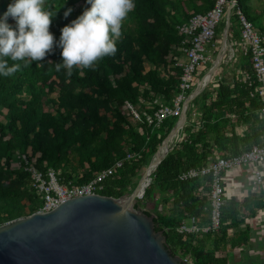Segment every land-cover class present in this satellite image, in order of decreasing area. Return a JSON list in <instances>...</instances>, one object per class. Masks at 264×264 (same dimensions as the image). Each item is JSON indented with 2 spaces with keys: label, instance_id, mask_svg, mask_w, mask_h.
<instances>
[{
  "label": "trees",
  "instance_id": "1",
  "mask_svg": "<svg viewBox=\"0 0 264 264\" xmlns=\"http://www.w3.org/2000/svg\"><path fill=\"white\" fill-rule=\"evenodd\" d=\"M10 3L12 0H0V17ZM134 5L123 22L115 55L105 57L92 68H74L71 76L66 69L57 71L56 64L63 62L62 49L54 46L43 61L28 67L16 62L21 64L19 71L0 76V226L44 207V194L35 186L27 166L34 165L47 182L53 171L60 185L79 187L124 159L128 152H135L139 156L125 161L101 192L103 196L120 198L134 191L144 168L175 126L178 117L167 119L159 128L149 126L144 117L137 121L126 116L124 105L129 102L146 111L141 100L148 103L160 98L172 104L183 73L174 67L172 59L180 55L178 48L184 40L178 27L194 14L212 10L215 2L134 0ZM46 6L57 13L50 26L57 44L60 30L90 7L86 0H47ZM69 8L72 12L65 18ZM237 11L264 32V20L252 11L250 0H238L232 15L237 29L234 34L231 19L230 41L241 36ZM8 22L15 24L11 19ZM12 63L9 60V66ZM250 65L248 58L240 63ZM251 91L238 82H225L210 105L205 103L209 93L199 96L200 103H196L197 99L194 103L201 116L193 123L192 111H188L184 139L163 160L143 200L135 205L141 209L144 202H156V230L164 233L170 252L188 259L190 264H230L236 254L244 253L243 246L255 250L264 245V238L253 236L251 226L241 229L244 220L239 218L241 207L250 213L263 208L264 189L260 195L227 199L217 232H178L193 217L200 225L210 223L212 213V177L183 181L180 175L206 166L216 153L238 155L260 144L264 120L258 116L260 104L251 97ZM147 112L153 114L148 109ZM243 124L248 127L239 137L235 129ZM17 162L21 166L14 169ZM160 206L162 211H158ZM234 228L239 231L231 236Z\"/></svg>",
  "mask_w": 264,
  "mask_h": 264
},
{
  "label": "built area",
  "instance_id": "2",
  "mask_svg": "<svg viewBox=\"0 0 264 264\" xmlns=\"http://www.w3.org/2000/svg\"><path fill=\"white\" fill-rule=\"evenodd\" d=\"M213 1L215 6L212 10L203 14H194L187 23L178 27L179 32L184 36V40L180 48H178L180 55H173L172 59L175 61L174 67L181 68L183 73L180 78L179 93L173 98L172 104H166L160 98L148 103L141 100L147 106V109L153 112L151 114L147 112V109L145 111L140 106H134L126 102L124 105L126 116L132 117L137 121L144 117L149 126L159 128L167 119L181 116L184 103L199 84L203 83L204 87L203 92L199 96L209 93L210 97L205 103L210 105L211 102L216 100L221 84L227 82V79L233 75L230 83L238 82L247 89H252L251 97L258 100L261 119L264 120V32L257 29L241 11L236 12L241 25L239 51L235 48L237 43L229 40L227 52L220 67L212 79L206 81V75L214 64L221 47V40L217 37V27L221 21H226L229 8L232 7L233 15L234 9L237 7V3L234 0ZM173 50L175 51L176 47ZM183 58L186 59L185 62L182 61ZM243 58H248L251 64L249 67L240 66ZM233 69L235 73H231ZM196 99L191 101L188 109L192 111L191 121L193 123L198 121L201 116L198 110L199 106L194 103ZM183 136L184 131L181 133L177 143L184 139ZM229 136H231L230 133ZM137 156L139 155L135 152H128L124 159L116 161L112 167L99 172L92 181L79 187L60 185L53 171H50V181L47 182L44 180L43 174L34 165L27 166L26 171L31 173L35 186L38 187L45 197L44 207L39 212H50L61 203L76 197L101 195L104 190V183L118 169L122 168L125 161L132 160ZM23 160L28 164L26 156H23ZM209 161L206 166L183 172L180 175V179L188 181L212 177L211 191L209 193L212 199L211 221L208 224L200 225L198 220L193 217L188 223H183L178 229L181 234H208L217 232L221 228L222 208L225 201L239 195L235 191L234 181L231 177L236 171L247 167L253 168L252 195H260L261 188H264V137L263 142L254 145L241 154L220 156L216 153L215 159L212 160L210 158ZM143 198L144 196L140 200H143ZM257 215L259 217L264 215V207L259 209ZM246 222L248 221L246 220ZM183 261L185 264H190L188 259H183Z\"/></svg>",
  "mask_w": 264,
  "mask_h": 264
},
{
  "label": "water",
  "instance_id": "3",
  "mask_svg": "<svg viewBox=\"0 0 264 264\" xmlns=\"http://www.w3.org/2000/svg\"><path fill=\"white\" fill-rule=\"evenodd\" d=\"M231 18L232 7L206 81L212 79L227 52ZM203 89V83L199 84L184 103L181 116L144 168L134 191L120 198L76 197L50 212H37L1 225L0 264H185L182 257L170 252L164 233L156 230L155 215L135 205L150 187L163 160L176 147L175 144L162 154L170 139L184 131L189 105Z\"/></svg>",
  "mask_w": 264,
  "mask_h": 264
},
{
  "label": "clouds",
  "instance_id": "4",
  "mask_svg": "<svg viewBox=\"0 0 264 264\" xmlns=\"http://www.w3.org/2000/svg\"><path fill=\"white\" fill-rule=\"evenodd\" d=\"M90 5L60 30L58 44L50 32L56 16L47 0H12L0 17V76L8 77L41 62L54 46L62 49V64L56 70L89 69L105 57L114 56L123 22L134 10V0H86ZM63 6V5H62ZM72 12L69 8L64 16ZM15 22L14 26L8 21ZM9 60L13 63L9 66Z\"/></svg>",
  "mask_w": 264,
  "mask_h": 264
},
{
  "label": "crops",
  "instance_id": "5",
  "mask_svg": "<svg viewBox=\"0 0 264 264\" xmlns=\"http://www.w3.org/2000/svg\"><path fill=\"white\" fill-rule=\"evenodd\" d=\"M244 59V58H243ZM243 59L241 61H243ZM233 75L230 76L229 80L227 82L231 81ZM198 98V97H197ZM189 111V110H188ZM258 116L261 119V113L260 110L258 112ZM233 121L236 119V117H232ZM192 120V116H191ZM188 121V120H187ZM192 122V121H191ZM247 125L243 124L241 126H236V133L239 137L243 136V133L247 130ZM263 137L260 138V143L263 142ZM218 155L222 156V154L217 153ZM234 185H235V191L239 193L237 199H244V197L252 195V178H253V168L249 169H242L238 170L235 173L231 175ZM264 188H261V192ZM241 195V196H240ZM230 199V198H229ZM264 207V206H263ZM260 208H255L254 212L246 211L243 207L240 208V215L239 218L243 220L244 223L240 226L241 229H245L247 226H251L253 230V236H260L264 238V215L259 217L257 215ZM246 220L248 222H246ZM239 229L234 228L230 231V235L233 236L236 232H238ZM231 249V248H230ZM244 253L242 255H235L232 262L235 263L238 260L241 261L237 264H264V245L261 248H257L255 250H250V248H247L246 246L242 247V250Z\"/></svg>",
  "mask_w": 264,
  "mask_h": 264
},
{
  "label": "rangeland",
  "instance_id": "6",
  "mask_svg": "<svg viewBox=\"0 0 264 264\" xmlns=\"http://www.w3.org/2000/svg\"><path fill=\"white\" fill-rule=\"evenodd\" d=\"M250 6H251L252 11L255 14H258L262 18V20H264V0H250ZM224 21L225 20L220 22V24L217 27V31H216L217 32V37H219L220 40H221L222 34H223L221 32H222V30L224 31V28H225V27H223V25L225 23ZM232 27H233V31H234V34H235L236 29H237V25H236V22H235L234 18L232 19ZM236 37H237L236 40H233V41L237 43L235 48H236L237 51H239V46L238 45L241 43V36H239V37L236 36ZM182 61L185 62L186 59L183 58ZM147 66H148V69L151 68L149 65H147ZM231 73H235L234 69L231 71ZM222 76H224V75H222ZM227 80H229V79H227ZM200 101H201L200 99H197L196 103H200ZM20 166H21V163L17 162V163H14L13 167H14V169H19ZM249 168L247 167L245 169H249ZM140 201H142V200H139V202ZM155 203H156L155 201L144 202L142 209H144L146 211H149L153 215H155V212H154L155 211V207H156ZM162 210H163V206H160L158 211H162ZM240 262L241 261L238 260L237 262H235V263L231 262L230 264H237V263H240Z\"/></svg>",
  "mask_w": 264,
  "mask_h": 264
},
{
  "label": "bare ground",
  "instance_id": "7",
  "mask_svg": "<svg viewBox=\"0 0 264 264\" xmlns=\"http://www.w3.org/2000/svg\"><path fill=\"white\" fill-rule=\"evenodd\" d=\"M179 136H180V135H177V136L172 137V138L170 139V141L168 142V144L166 145V147H164V148L162 149V154L165 153V152H167V150H170V149H171V148L177 143V141H178V139H179ZM142 175H143V173H142Z\"/></svg>",
  "mask_w": 264,
  "mask_h": 264
}]
</instances>
